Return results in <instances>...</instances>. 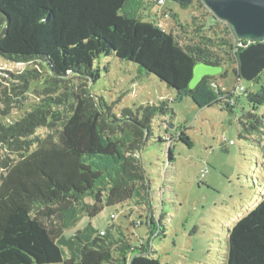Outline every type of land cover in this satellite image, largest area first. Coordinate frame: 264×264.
<instances>
[{
	"label": "trees",
	"instance_id": "1",
	"mask_svg": "<svg viewBox=\"0 0 264 264\" xmlns=\"http://www.w3.org/2000/svg\"><path fill=\"white\" fill-rule=\"evenodd\" d=\"M175 1L187 5L190 0ZM144 2L0 0V56L17 63L37 61L48 66L52 80H77L89 89L102 68L109 71L102 61L113 56L157 76L176 91L177 100L190 97L199 108L220 104L233 112L235 90L224 91L218 79L226 78L230 67L240 78L239 45L247 40L228 26L230 33L214 29L210 36L196 30L199 39L185 41L163 25L142 21L138 12ZM181 29L190 33L184 24ZM198 63L222 72L191 88ZM253 82L259 83L257 90H243L252 108L242 115L243 133L264 135V116L257 113L264 108V78ZM90 90L76 96L78 105L65 116L51 111L52 97H45L15 121L0 117V147L20 156L14 164L8 158L0 164L7 168L0 180V264H111L115 251L118 264H127L128 255V264H170L149 250L152 235L135 247L117 225L104 234L92 223L71 237L64 234L83 215L94 218L106 207L129 201L137 206L147 198L152 213L141 150L153 135L155 117L173 112L162 102L116 113ZM42 126L50 129L48 137L22 139ZM172 138L161 139L169 144V162L175 159ZM177 138L193 144L184 130ZM147 224L153 230V216ZM226 264H264V197L229 229Z\"/></svg>",
	"mask_w": 264,
	"mask_h": 264
},
{
	"label": "rangeland",
	"instance_id": "2",
	"mask_svg": "<svg viewBox=\"0 0 264 264\" xmlns=\"http://www.w3.org/2000/svg\"><path fill=\"white\" fill-rule=\"evenodd\" d=\"M138 17L163 25L185 41L190 37L198 40L193 35L196 30L210 36L214 29L221 35L230 33L229 25L218 19L203 0H190L187 5L175 0H165L160 5L145 0ZM181 24L190 33H184ZM105 64L109 71L102 68L97 81H89L90 90L77 80H52L48 66L37 61L17 63L0 56V117L10 122L24 116L31 105L45 97H52L51 111L60 110L68 115L78 105L76 96L83 97L85 90L113 105L116 113L124 107L136 110L162 102L173 110L155 117L153 135L141 150L152 213L147 210V198L137 206L129 201L106 207L94 218L83 215L64 230L65 236H73L89 223L99 231L117 225L135 247L152 235L148 248L163 263L226 264L229 229L264 197V135L243 133L242 115L252 108L244 91L237 89L243 86L255 91L259 83L239 79L230 67L227 77L218 79L224 91L235 90L238 97L234 111L230 112L220 104L199 108L190 97L177 100L174 89L157 76L140 72L133 62L111 56L102 61V66ZM260 75L263 79L264 71ZM257 113L264 116V108ZM182 130L193 142L191 147L177 138ZM49 134L48 127H36L34 134L22 139L36 140ZM170 135L175 156L171 162L169 144L161 140ZM7 158L14 164L20 156L0 147V164ZM6 172L7 168L0 166V180ZM86 201L91 203L92 199ZM151 216L155 221L153 230L147 224ZM127 257L129 263L130 256ZM117 259L119 254L115 251L111 264H118Z\"/></svg>",
	"mask_w": 264,
	"mask_h": 264
},
{
	"label": "water",
	"instance_id": "3",
	"mask_svg": "<svg viewBox=\"0 0 264 264\" xmlns=\"http://www.w3.org/2000/svg\"><path fill=\"white\" fill-rule=\"evenodd\" d=\"M211 12L226 22L238 39L252 43L239 53L240 76L253 81L264 71V0H203ZM221 67L198 63L190 87L195 88L207 75H218Z\"/></svg>",
	"mask_w": 264,
	"mask_h": 264
},
{
	"label": "built area",
	"instance_id": "4",
	"mask_svg": "<svg viewBox=\"0 0 264 264\" xmlns=\"http://www.w3.org/2000/svg\"><path fill=\"white\" fill-rule=\"evenodd\" d=\"M158 2H159V4H164L165 3V0H158ZM241 40V39H240ZM252 42L251 41H249V40H247V42H246V44L245 45H239L242 49L244 48V47H246V46H248V45H250ZM241 77V76H240ZM240 79V78H239ZM240 89V91H243V90H245V88L242 86V87H237V89ZM227 141V140H226ZM233 142H231V144H232ZM202 175L203 176H205V171H203V173H202ZM115 217V215H112V218H114ZM101 233L102 234H104V231H101Z\"/></svg>",
	"mask_w": 264,
	"mask_h": 264
}]
</instances>
